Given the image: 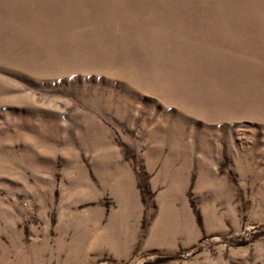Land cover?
<instances>
[{
    "label": "rangeland",
    "instance_id": "1",
    "mask_svg": "<svg viewBox=\"0 0 264 264\" xmlns=\"http://www.w3.org/2000/svg\"><path fill=\"white\" fill-rule=\"evenodd\" d=\"M0 264H264V0H0Z\"/></svg>",
    "mask_w": 264,
    "mask_h": 264
}]
</instances>
